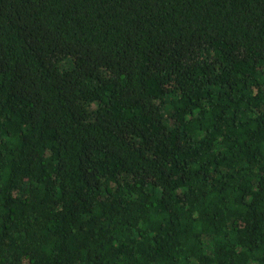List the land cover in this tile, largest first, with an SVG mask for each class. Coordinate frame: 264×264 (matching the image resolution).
Masks as SVG:
<instances>
[{
    "label": "trees",
    "instance_id": "trees-1",
    "mask_svg": "<svg viewBox=\"0 0 264 264\" xmlns=\"http://www.w3.org/2000/svg\"><path fill=\"white\" fill-rule=\"evenodd\" d=\"M0 264H264V0H0Z\"/></svg>",
    "mask_w": 264,
    "mask_h": 264
}]
</instances>
